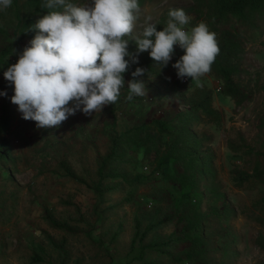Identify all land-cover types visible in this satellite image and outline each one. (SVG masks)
<instances>
[{"label": "rangeland", "instance_id": "obj_1", "mask_svg": "<svg viewBox=\"0 0 264 264\" xmlns=\"http://www.w3.org/2000/svg\"><path fill=\"white\" fill-rule=\"evenodd\" d=\"M71 2L81 4L88 0ZM138 3L141 15L134 35H141L146 16L157 24L171 9L188 13L194 8L193 14H187L192 18L187 29L203 21L219 38L220 32L212 27L207 0ZM35 4V0H18V4L12 2L8 9L0 11V57L7 52L1 58L2 66L15 64L29 45H15L16 18L30 16ZM202 10L206 13L201 17ZM42 16H34L35 23ZM233 34L232 53L223 60L227 66L237 68L233 79L247 94L240 102L223 94L224 81L216 62L201 79L202 87L190 78L187 82L178 78L171 65L166 81L139 77L148 89L147 96L127 99V81L133 79L128 75L117 103L105 106L101 113L86 115L77 111L58 128H37L35 121L22 118L18 106L11 102L14 85L4 84L0 76V92L7 93L0 96V116L3 109L12 113L9 132L0 134L5 155L0 159V264H62L66 257L64 264H137L130 262L135 256L131 251L134 217L154 208L158 188H174L167 184L163 173L150 175L151 169L140 151L129 152L125 165L118 160L119 172L116 165L105 168L107 178L101 187L107 191L102 196L90 188L100 182L98 170L111 153L114 120L117 132L149 116L165 119L167 115L171 120L206 93H211L217 119L199 114L192 126L203 140L216 177L210 184L211 177L206 175L209 180L201 187L206 194L202 206L207 211L216 207L223 212L219 221L208 218L212 234L227 232L220 239L214 238L212 248L219 251L212 258L216 264H264V20L257 21L254 28L237 25ZM218 44L222 45L220 39ZM174 48L172 60H179L184 51L178 45ZM256 166L259 171L240 186L236 180L241 177L236 172L253 174ZM67 170L80 181L69 177ZM116 172H122L127 180L108 177ZM211 188L219 195H209ZM46 214L66 229L53 228L45 219ZM147 223L145 220L144 225ZM173 231V225H168L157 234L165 237ZM150 240H156L154 234L144 244ZM34 255L42 257L43 262H33ZM149 259L155 264H175L166 259L156 263L155 254Z\"/></svg>", "mask_w": 264, "mask_h": 264}, {"label": "clouds", "instance_id": "obj_2", "mask_svg": "<svg viewBox=\"0 0 264 264\" xmlns=\"http://www.w3.org/2000/svg\"><path fill=\"white\" fill-rule=\"evenodd\" d=\"M11 5L12 0H0V11ZM41 7L51 11L29 27L36 35L3 73L14 85L11 102L37 128H58L77 111L92 115L117 103L126 84L124 73L143 52L161 69L178 45L184 51L172 65L178 78H190L201 87L220 53L217 34L203 21L188 30L192 18L183 9L169 10L162 31L146 16L137 36L138 0H46ZM129 39L135 42V53L128 50ZM144 74L141 67L131 73L128 100L148 95L145 83L135 79Z\"/></svg>", "mask_w": 264, "mask_h": 264}, {"label": "trees", "instance_id": "obj_3", "mask_svg": "<svg viewBox=\"0 0 264 264\" xmlns=\"http://www.w3.org/2000/svg\"><path fill=\"white\" fill-rule=\"evenodd\" d=\"M34 12L22 18L17 16V43H29L36 35L35 31H29V27L35 24L34 16L46 15L49 11L47 8H42L41 5L46 0H35ZM208 14L212 21V27L218 29L220 35L218 36L221 44H218L220 53L216 57L215 62L219 66L221 76L224 81L223 94L231 97L236 102L247 97L246 92L242 90L239 83L233 79L234 73L237 72L235 66H227L224 63L223 57L232 53L231 51V36L237 25L243 27L254 28L257 21L264 20V0H207ZM18 4V0H12ZM195 9L190 8L188 13L191 14ZM167 11L157 22V31H162L166 26L168 20ZM201 17L206 13L201 12ZM193 14V13H192ZM217 39V40H218ZM130 52L135 53V42L129 40ZM7 55L3 52L0 57V76L4 84L10 82L4 78L3 73L11 66L8 63L1 65V58ZM126 59H128L126 57ZM225 59V58H224ZM138 63L131 64L130 68L124 73V79L131 75L137 67L145 69V74L139 76L141 79L161 80L166 81V72L170 66L176 63L177 60H170L166 67L155 65L154 61L149 56L148 52H143L138 57ZM139 77L135 79L138 80ZM203 96V98H201ZM211 93L200 95L199 98L189 103V109L185 112L178 113L171 120L147 117L144 120H139L134 126L121 132L116 131L117 121L114 120L113 128L115 129V137L113 139V146L111 153L102 160V164L98 170L100 182L94 186H90L94 192L102 196L107 191L101 187V182L107 178L104 175L107 166L116 165V171L119 172V166L116 164L118 160L123 161L125 165V157L127 154L133 152H143V158L148 162L151 169L150 175L155 173H163L165 181L169 186L175 189L158 188V199L156 205L150 212L146 211L144 215L138 214L134 217L135 235L132 241V253L137 264H155L149 259V255H156V263L164 261L165 259L175 264H216L212 254L218 252L217 248H212L214 238H222L225 234L214 236L210 230V223L208 218L212 216L215 220L222 219L223 212L218 208L212 207L204 210L202 203L204 194L201 191L203 183H206V175L211 179L210 184L215 180V170L211 161L208 159L209 155L205 149L202 138L193 132L194 121L201 114L206 118L215 121L218 112L212 108ZM217 119V118H216ZM177 120V121H176ZM264 125V118H262ZM12 123V113L3 109L0 116V134L9 132ZM172 124L176 127H172ZM264 127V126H263ZM0 159L5 158L3 153V145L1 144ZM259 171V166L254 167L253 174L244 173L242 171L236 172L241 178H238L240 186L242 183L248 182L251 175ZM116 172L112 177L114 179L122 178V172ZM67 175L74 180L78 178L67 170ZM140 177V175H138ZM80 181V180H78ZM238 185V186H239ZM209 195H219V192L214 188L209 189ZM45 219L55 229H66V227L56 221L51 215L46 214ZM148 223L144 225V221ZM173 225L174 231L165 237H160L157 233L161 228ZM154 234L156 240H150L148 244H144L149 237ZM135 251V249H137ZM66 254V252H64ZM42 257L34 255L33 262H43ZM67 260V257L65 258ZM63 260L64 264L66 261ZM215 262V263H214Z\"/></svg>", "mask_w": 264, "mask_h": 264}, {"label": "built area", "instance_id": "obj_4", "mask_svg": "<svg viewBox=\"0 0 264 264\" xmlns=\"http://www.w3.org/2000/svg\"><path fill=\"white\" fill-rule=\"evenodd\" d=\"M178 47H179V46H178ZM179 48H180V47H179ZM187 81H188V79H187V78H185V79H184V82H187Z\"/></svg>", "mask_w": 264, "mask_h": 264}, {"label": "crops", "instance_id": "obj_5", "mask_svg": "<svg viewBox=\"0 0 264 264\" xmlns=\"http://www.w3.org/2000/svg\"><path fill=\"white\" fill-rule=\"evenodd\" d=\"M169 116L166 115V118L165 119H168ZM164 119V118H163Z\"/></svg>", "mask_w": 264, "mask_h": 264}]
</instances>
